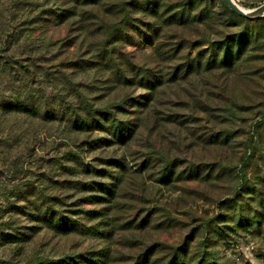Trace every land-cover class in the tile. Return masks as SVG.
<instances>
[{
  "label": "rangeland",
  "instance_id": "obj_1",
  "mask_svg": "<svg viewBox=\"0 0 264 264\" xmlns=\"http://www.w3.org/2000/svg\"><path fill=\"white\" fill-rule=\"evenodd\" d=\"M143 1L0 0V264H264V15Z\"/></svg>",
  "mask_w": 264,
  "mask_h": 264
},
{
  "label": "trees",
  "instance_id": "obj_2",
  "mask_svg": "<svg viewBox=\"0 0 264 264\" xmlns=\"http://www.w3.org/2000/svg\"><path fill=\"white\" fill-rule=\"evenodd\" d=\"M222 4H225L226 2L224 0H220ZM143 7H146V9H150L151 11H154V4L155 1H150V0H146L141 2ZM151 5V6H150ZM226 6V5H225ZM59 19H63V14L60 13L57 15ZM240 16V15H239ZM242 17V16H241ZM243 20L247 21V19L245 17ZM147 26L151 27L150 25L147 24ZM148 27V28H149ZM146 28V27H145ZM139 33H143V35H146L148 38V40H152L150 39V37L147 34H144V32L140 29H138ZM116 51V47H113L111 50L106 49L105 50V59L104 60H108L111 61L114 66L116 67L117 65L115 64L113 59V54ZM118 69V67H116ZM140 83L145 84L146 86H152L151 83L145 79V77H142L139 80ZM13 100V101H12ZM9 103V108H13L16 112H32V113H38L39 112V107H36L34 105H32L31 103H29V98L28 96H24V97H16V99H12ZM118 108H122L121 105H117ZM74 112V111H73ZM108 114L109 116H116V114L113 113H103V115ZM95 116V115H94ZM91 116L92 122L95 124L94 126L102 128L103 126L100 124L102 122H98L97 119ZM79 118H76L75 120H78ZM80 124L81 127L82 126H89L90 122L86 121V119L81 118L80 119ZM108 125L106 127L107 131H109L112 135L113 138L118 139V141H121L122 139H124L125 136V132H128L130 130L129 127V123L130 122H126L124 120H121L119 117H115L114 119H110L108 122ZM114 142V141H113ZM120 164V163H119ZM100 184V188L101 190H105L107 193H109L110 195L112 194V190L104 183H99ZM104 192V191H103ZM45 195H40V197L38 198H43ZM95 198L100 199V197L98 196H94ZM102 199V198H101ZM45 205L42 206L43 204ZM34 205L33 208L35 209L34 211H42V216L39 217L41 218L43 221V223H46V226L57 232V233H62V234H66L67 232H72V231H77V232H83L84 229H86V226L84 223L81 222H71L68 220L69 218L65 217L61 211L59 209H56L54 206H52L51 204H49V200L47 199V197L45 196L43 199H41L38 203H33ZM74 209H71V211H73ZM78 210H75V212ZM47 212H49L50 215H46ZM55 212V213H54ZM37 218V217H36ZM70 229H69V225ZM69 229V231H68ZM87 229H92L91 228H87ZM94 230V229H93ZM86 259V264H95L94 261H91L88 258H84ZM99 263L103 264L104 261H100L98 260ZM30 264H83L82 261L78 260V257H76L75 255H61L59 257H48V256H42L39 257L37 260L32 261V263ZM138 264V263H136Z\"/></svg>",
  "mask_w": 264,
  "mask_h": 264
},
{
  "label": "water",
  "instance_id": "obj_3",
  "mask_svg": "<svg viewBox=\"0 0 264 264\" xmlns=\"http://www.w3.org/2000/svg\"><path fill=\"white\" fill-rule=\"evenodd\" d=\"M228 7L238 15L248 18V19H254L259 16L264 15V2L257 7H254L252 9H243L241 8L235 0H224Z\"/></svg>",
  "mask_w": 264,
  "mask_h": 264
},
{
  "label": "bare ground",
  "instance_id": "obj_4",
  "mask_svg": "<svg viewBox=\"0 0 264 264\" xmlns=\"http://www.w3.org/2000/svg\"><path fill=\"white\" fill-rule=\"evenodd\" d=\"M239 5V4H238ZM240 6V5H239ZM241 7V6H240ZM241 8H243V7H241ZM243 9H245V8H243ZM245 10H247V9H245Z\"/></svg>",
  "mask_w": 264,
  "mask_h": 264
}]
</instances>
